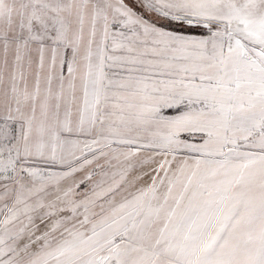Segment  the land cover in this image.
I'll return each mask as SVG.
<instances>
[{
  "label": "snow or ice",
  "instance_id": "snow-or-ice-1",
  "mask_svg": "<svg viewBox=\"0 0 264 264\" xmlns=\"http://www.w3.org/2000/svg\"><path fill=\"white\" fill-rule=\"evenodd\" d=\"M0 264H264V0H0Z\"/></svg>",
  "mask_w": 264,
  "mask_h": 264
}]
</instances>
